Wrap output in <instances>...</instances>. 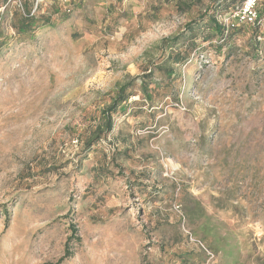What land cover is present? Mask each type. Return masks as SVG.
<instances>
[{"label": "rangeland", "instance_id": "374dc122", "mask_svg": "<svg viewBox=\"0 0 264 264\" xmlns=\"http://www.w3.org/2000/svg\"><path fill=\"white\" fill-rule=\"evenodd\" d=\"M216 1L0 0V264H264V0L261 24L218 9L222 44Z\"/></svg>", "mask_w": 264, "mask_h": 264}, {"label": "trees", "instance_id": "16d2710c", "mask_svg": "<svg viewBox=\"0 0 264 264\" xmlns=\"http://www.w3.org/2000/svg\"><path fill=\"white\" fill-rule=\"evenodd\" d=\"M229 0H218L216 1V11L213 13H207L205 16L207 17L206 20H204V17L202 19L203 23L205 24V28H208L212 30V34L217 35L220 38L221 44L226 42L228 39V36L230 35L231 28L227 25H224L219 21V19L216 16V13L220 7L223 6L225 2ZM235 1V0H231ZM247 0H240L238 1V5H236V9L239 10L243 7L244 3ZM259 2L258 0L255 5V10L258 15V20L256 22L251 23H263L262 20V14L263 12L259 9ZM32 7H25L24 14H22L19 18V23L16 25L17 31L20 33H28L33 29H36L40 26L39 22L40 20L37 18L35 13L31 12ZM246 23H250V21L247 20H240ZM53 25L50 18H47L46 21H44L41 25ZM233 26H235L234 23H232ZM201 27V24L198 23V20L191 21L187 23L184 27V31L180 34L176 35L170 43V48H175L176 51L172 52L169 57L173 59V62H180L183 63L187 60L189 56L188 51H183L182 47L183 45H180L178 42L180 39L188 40V39H194L197 36V30ZM167 41V40H165ZM172 72V70H170ZM175 75V73L171 74L170 76ZM141 87L143 90V93L145 94V98L148 101H152L153 94L149 91V85L152 81V74L151 71L144 73L141 77ZM136 77L132 78L131 80L122 83L116 92V95L113 99V101L105 108L101 110V116L98 118V122L95 126H93L92 130L89 132L88 136L86 137L84 141L85 148L89 150L91 146L97 144L98 141H100L101 138L106 137L109 133H111L114 129L115 124V114L118 112V109L126 110V104L131 99V97L134 95L130 89L133 86V82L135 81ZM73 231L76 233L77 228H73ZM79 240V239H77ZM72 256V251H70V248L67 247L65 249V256L63 259L70 258ZM183 256V255H181ZM198 260L197 262L194 261L192 264H205L206 258L203 257L202 254H197Z\"/></svg>", "mask_w": 264, "mask_h": 264}, {"label": "built area", "instance_id": "2783aa9c", "mask_svg": "<svg viewBox=\"0 0 264 264\" xmlns=\"http://www.w3.org/2000/svg\"><path fill=\"white\" fill-rule=\"evenodd\" d=\"M257 1L258 0H247L244 3L243 7L236 11L235 15L239 18V20H247L250 22L261 21V20H258L259 18L255 10V5ZM204 56L206 55L204 54L200 55L201 58H204ZM200 60H201L200 62L203 63L204 60L203 59H200Z\"/></svg>", "mask_w": 264, "mask_h": 264}]
</instances>
